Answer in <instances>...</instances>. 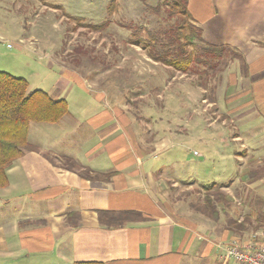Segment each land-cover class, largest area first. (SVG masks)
<instances>
[{
	"label": "crops",
	"instance_id": "obj_1",
	"mask_svg": "<svg viewBox=\"0 0 264 264\" xmlns=\"http://www.w3.org/2000/svg\"><path fill=\"white\" fill-rule=\"evenodd\" d=\"M187 7L203 43L227 46L235 58L205 84L194 75L186 84L180 80L186 74L164 69L161 75L170 78L151 92L146 81L131 83L125 102L206 103L205 115L209 108L220 112L205 122L228 149L222 155L234 158V176L208 173V182L195 186L189 175L180 190L163 174L170 164L158 163L172 134L150 148L139 142L126 104L123 113H111L100 103H68L60 122L30 125L28 147L7 170L8 185L0 188L1 262L239 264L224 258L226 245L264 230V0H188ZM132 132L135 148L126 139ZM193 161L188 154L186 162ZM196 188L202 208L191 201ZM208 199L216 201L214 212Z\"/></svg>",
	"mask_w": 264,
	"mask_h": 264
},
{
	"label": "rangeland",
	"instance_id": "obj_2",
	"mask_svg": "<svg viewBox=\"0 0 264 264\" xmlns=\"http://www.w3.org/2000/svg\"><path fill=\"white\" fill-rule=\"evenodd\" d=\"M175 1L0 0V71L25 78L29 92L42 90L54 99L66 100L74 108L75 103H100L111 113H123L121 106L126 104L134 121L131 127L142 136L139 142H149L150 148L155 138L172 134L173 143L168 147L171 149L158 163L170 164L164 167L163 174L172 177L181 190L187 186L189 175L195 186L205 185L208 173L216 176L225 170L226 176L233 177L235 161L222 155L221 151L226 153L228 149L222 148L208 129L205 116L217 118L220 112L212 113L209 108L205 115L206 103L125 102L131 94V83L136 88L146 81L151 92L170 78L167 69L171 68L145 59L144 49L132 40L145 38L147 30L170 27L173 19H168L167 9ZM92 26L103 27L94 30ZM164 69L168 73L161 75ZM180 80L187 84L191 77L184 75ZM195 104L197 109L193 113ZM124 113L128 115L126 110ZM47 136L54 144V133L48 131ZM134 137L132 132L126 138L133 148L138 144ZM193 151L200 157L186 162ZM191 191V201L202 208V191ZM182 195L180 198H184ZM6 210L8 216L14 215L11 208ZM11 262L14 263L10 259L0 264Z\"/></svg>",
	"mask_w": 264,
	"mask_h": 264
},
{
	"label": "trees",
	"instance_id": "obj_3",
	"mask_svg": "<svg viewBox=\"0 0 264 264\" xmlns=\"http://www.w3.org/2000/svg\"><path fill=\"white\" fill-rule=\"evenodd\" d=\"M188 0L170 4L168 19L173 23L165 29L147 30L145 38L132 42L140 46L148 57L164 66L188 76H197L199 83H209L219 78L235 58L227 46L205 45L201 30L194 25L188 12ZM99 30L103 26H92ZM29 82L0 71V188L8 185L7 170L24 154L28 147L29 128L32 123L56 124L68 114V102L54 99L42 90L29 92ZM209 211L214 212V199H208ZM98 264V263H74Z\"/></svg>",
	"mask_w": 264,
	"mask_h": 264
},
{
	"label": "built area",
	"instance_id": "obj_4",
	"mask_svg": "<svg viewBox=\"0 0 264 264\" xmlns=\"http://www.w3.org/2000/svg\"><path fill=\"white\" fill-rule=\"evenodd\" d=\"M199 155L196 151L192 153L195 158L200 157ZM226 246L225 259L239 264H264V230L253 233L247 241L233 240Z\"/></svg>",
	"mask_w": 264,
	"mask_h": 264
}]
</instances>
